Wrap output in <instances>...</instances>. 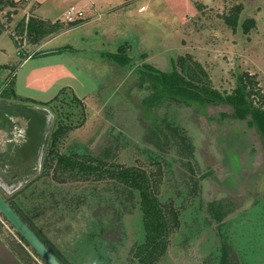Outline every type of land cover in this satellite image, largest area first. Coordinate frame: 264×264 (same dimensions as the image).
<instances>
[{"label":"rangeland","instance_id":"1","mask_svg":"<svg viewBox=\"0 0 264 264\" xmlns=\"http://www.w3.org/2000/svg\"><path fill=\"white\" fill-rule=\"evenodd\" d=\"M226 1L94 0L83 6L49 0L39 8L32 0L14 6L0 0V194L58 250L62 263H136L134 248L145 232L136 188L109 175L53 169L42 175L43 156L52 149L143 170L157 196L173 202L180 225L155 264H223V255L224 264H264L259 134L245 120L221 118L232 112L225 104H211L206 113L180 101L142 104L148 77L160 81L183 57L190 66L198 62L223 96L234 90L237 74H256L264 109V0ZM72 5L84 11L86 24L66 22ZM235 7L233 30L226 19ZM34 19L59 29L39 38L25 29ZM161 98L158 91L155 100ZM9 115L17 117L11 116L12 125ZM158 124L186 135L190 147L179 144L177 134L174 145L156 147L145 133ZM27 146L26 158L3 162L8 149ZM228 198L237 207L215 219L210 203ZM12 247L28 263L45 264L0 214V250L9 264H23Z\"/></svg>","mask_w":264,"mask_h":264},{"label":"trees","instance_id":"2","mask_svg":"<svg viewBox=\"0 0 264 264\" xmlns=\"http://www.w3.org/2000/svg\"><path fill=\"white\" fill-rule=\"evenodd\" d=\"M16 4L17 2L14 0H4L3 5L14 6ZM235 9V12L231 14L230 18L227 17L226 19V22L232 26L233 30L235 28V24H238L237 14H239V8L235 7ZM81 22L82 20H78L76 22L70 23L69 25L75 26ZM250 23V20L243 21V25L247 27L245 30L249 29L248 25H250ZM26 24L27 25L25 29L29 32L31 31L33 34H35L36 31L39 38H42V36L48 33L51 34L59 29L58 26H56L58 24L54 25L51 24V22H41V20L36 19H34V21H29ZM124 48L125 47L122 46L119 49V52L123 51ZM193 62L195 67L188 65L185 58L179 57L176 62L174 61L173 70L171 72L159 74L161 78L160 81L156 80V82L155 79L148 77V84L146 88L150 90V93L143 98V106L147 107L146 105L150 106L153 103L155 106H158V103L161 101L163 102L164 100H170V102L176 103H179L180 101L184 102L186 105H196V107L206 113L207 107L211 104H225L230 107L232 112L229 114L221 112V118L230 117L232 119L245 120L247 125L254 129L264 142L263 94L259 86V81L256 78V74L249 73L248 71L237 74L236 86L234 90L230 94L223 96L217 90L211 88L209 84V78L207 77L204 70L200 67L198 62L194 60ZM146 67H148V65ZM198 68H200L202 76L198 74L196 70ZM148 74L154 75L153 73L151 74V72ZM158 91L161 92V94H163L165 97L164 99H158L159 101L155 100ZM255 97L258 99L259 105L254 103ZM10 116L12 115H9L8 120L6 121H10ZM176 134L177 136H180L179 138L181 139L179 144L183 143V146L190 147L189 145L191 142L186 135L177 133V130L174 128L169 133L166 130V127L162 126L161 124L156 125V128L153 132H146L145 138H149V140L155 139L156 147H161V145H171L172 142V145H174ZM184 138L188 140L186 145L184 144V141H186ZM40 143L41 141L37 140L35 144L40 145ZM29 147H25L24 150L21 149L17 153H24V157L26 158V153L29 152L25 153V151H29ZM14 156V150L8 149L6 154L3 155V162L12 159ZM79 156H81V158H79ZM42 160V175H47L51 169H53V171H59L60 174H80L84 177L93 176L97 179L104 175H109L116 177L120 182L127 183L131 187L136 188L140 194L139 203L142 212V221L145 234L143 241L137 244L134 248L133 256L137 259V262L133 264H155L161 258L170 243V236L172 232L180 225V213L171 200L162 201L157 196L155 185L153 183L151 184L150 179L143 170L132 167L115 168L107 165L105 161L99 156H93L90 154L77 155L76 153L66 154L54 149L46 152ZM14 173L17 172L14 171ZM6 200L60 260L61 257L59 256L58 250L53 245H51L49 240L45 239L34 230L32 225L29 223L28 217L18 211V209L10 200ZM235 202L236 201L233 198L217 201L213 200L210 203V212L215 219L221 220L229 213L233 212L234 208L237 207L235 206ZM18 235L27 245H29L19 233ZM12 249L17 252L18 255H20V250H16L13 247ZM19 257L23 264H30V262L28 263L26 257H24L22 253ZM226 262L227 258L225 255H223L221 263L224 264Z\"/></svg>","mask_w":264,"mask_h":264},{"label":"water","instance_id":"3","mask_svg":"<svg viewBox=\"0 0 264 264\" xmlns=\"http://www.w3.org/2000/svg\"><path fill=\"white\" fill-rule=\"evenodd\" d=\"M0 214L28 242L46 264H63L0 194Z\"/></svg>","mask_w":264,"mask_h":264},{"label":"crops","instance_id":"4","mask_svg":"<svg viewBox=\"0 0 264 264\" xmlns=\"http://www.w3.org/2000/svg\"><path fill=\"white\" fill-rule=\"evenodd\" d=\"M14 1H16V2H19L20 0H14ZM32 1H34V2H36L37 4H38V6H39V8L40 7H43V5L46 3V2H48L49 0H32ZM66 1H70V2H73L74 4H79V5H83V6H85V5H87V3L88 2H90V1H94V0H66ZM204 5H206V3L207 2H210L212 5H213V3H214V5L215 4H217V2L219 1V0H200ZM231 0H227L226 1V4H227V6L228 5H231L232 6V2H230ZM260 1H262V0H260ZM73 3H69V5H71V4H73ZM244 7V6H243ZM246 7V6H245ZM255 8L256 9H259V8H262V6L261 5H255ZM84 24H86V22L85 21H82L80 24H78V25H76L75 27H77V26H82V25H84ZM24 61H25V59H24ZM23 61V62H24ZM7 83H8V81H7ZM10 92H12L13 93V95L15 94L14 93V91L12 90V91H10ZM13 117H15V119H17V117L16 116H14V115H12ZM14 123L13 122V120L11 119V116H10V123ZM9 123V121L7 122V124ZM12 123H11V125H12ZM1 130V129H0ZM28 147V146H27ZM30 147H32V146H30ZM30 147H29V149H30ZM21 150V149H20ZM22 150H24V148H22ZM19 151V150H18ZM17 151V152H18ZM17 152H15V156L13 157L14 158V163H17V162H19V161H21V160H23V158H25L24 157V153H20V154H18ZM26 152H28V151H25V153ZM17 154V155H16ZM27 155L26 156H28V153H26ZM11 251V250H10ZM9 262H10V259H9V257H8V254H7V252L6 251H4V250H0V264H9Z\"/></svg>","mask_w":264,"mask_h":264},{"label":"built area","instance_id":"5","mask_svg":"<svg viewBox=\"0 0 264 264\" xmlns=\"http://www.w3.org/2000/svg\"><path fill=\"white\" fill-rule=\"evenodd\" d=\"M139 11H144L145 7L144 6H140ZM64 17L66 22L68 23H73L76 22L78 20H83L84 18V11L81 8L75 7V6H69L64 13ZM20 137H23V135H20Z\"/></svg>","mask_w":264,"mask_h":264}]
</instances>
